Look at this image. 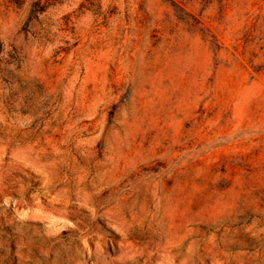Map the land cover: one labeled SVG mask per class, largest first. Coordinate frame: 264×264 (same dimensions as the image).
Here are the masks:
<instances>
[{
	"label": "rangeland",
	"instance_id": "rangeland-1",
	"mask_svg": "<svg viewBox=\"0 0 264 264\" xmlns=\"http://www.w3.org/2000/svg\"><path fill=\"white\" fill-rule=\"evenodd\" d=\"M0 0V264H264V0Z\"/></svg>",
	"mask_w": 264,
	"mask_h": 264
},
{
	"label": "trees",
	"instance_id": "trees-1",
	"mask_svg": "<svg viewBox=\"0 0 264 264\" xmlns=\"http://www.w3.org/2000/svg\"><path fill=\"white\" fill-rule=\"evenodd\" d=\"M169 2H171L174 6L179 7L180 9H184L180 3L179 0H168ZM181 3L185 4V5H193L192 3H194L196 0H180ZM214 0H201L200 3L203 5L204 2H206L209 5H211L213 3ZM218 3L220 4H224L223 0H219Z\"/></svg>",
	"mask_w": 264,
	"mask_h": 264
}]
</instances>
